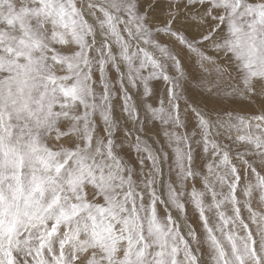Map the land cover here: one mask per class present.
Returning <instances> with one entry per match:
<instances>
[{"label": "snow or ice", "instance_id": "obj_1", "mask_svg": "<svg viewBox=\"0 0 264 264\" xmlns=\"http://www.w3.org/2000/svg\"><path fill=\"white\" fill-rule=\"evenodd\" d=\"M0 264H264V0H0Z\"/></svg>", "mask_w": 264, "mask_h": 264}]
</instances>
